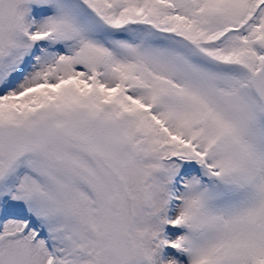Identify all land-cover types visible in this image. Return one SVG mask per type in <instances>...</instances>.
Listing matches in <instances>:
<instances>
[{"label":"snow or ice","instance_id":"6c2138e0","mask_svg":"<svg viewBox=\"0 0 264 264\" xmlns=\"http://www.w3.org/2000/svg\"><path fill=\"white\" fill-rule=\"evenodd\" d=\"M0 264H264V0H0Z\"/></svg>","mask_w":264,"mask_h":264}]
</instances>
